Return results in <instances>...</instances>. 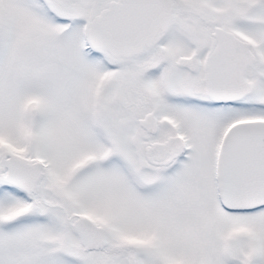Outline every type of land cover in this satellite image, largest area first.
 Segmentation results:
<instances>
[{
	"label": "snow or ice",
	"instance_id": "snow-or-ice-1",
	"mask_svg": "<svg viewBox=\"0 0 264 264\" xmlns=\"http://www.w3.org/2000/svg\"><path fill=\"white\" fill-rule=\"evenodd\" d=\"M0 264H264V0H0Z\"/></svg>",
	"mask_w": 264,
	"mask_h": 264
}]
</instances>
